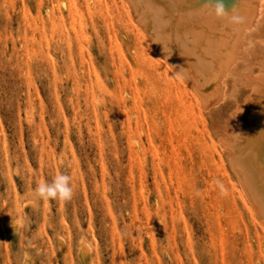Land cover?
Returning <instances> with one entry per match:
<instances>
[{
	"label": "rangeland",
	"instance_id": "1",
	"mask_svg": "<svg viewBox=\"0 0 264 264\" xmlns=\"http://www.w3.org/2000/svg\"><path fill=\"white\" fill-rule=\"evenodd\" d=\"M130 20L120 0H0V264H264L232 171L175 147ZM59 173L72 198L30 203Z\"/></svg>",
	"mask_w": 264,
	"mask_h": 264
},
{
	"label": "bare ground",
	"instance_id": "2",
	"mask_svg": "<svg viewBox=\"0 0 264 264\" xmlns=\"http://www.w3.org/2000/svg\"><path fill=\"white\" fill-rule=\"evenodd\" d=\"M120 2L147 46L133 49L134 63L171 113L175 147L204 172L227 165L264 233V0H220L238 23L205 0Z\"/></svg>",
	"mask_w": 264,
	"mask_h": 264
},
{
	"label": "clouds",
	"instance_id": "3",
	"mask_svg": "<svg viewBox=\"0 0 264 264\" xmlns=\"http://www.w3.org/2000/svg\"><path fill=\"white\" fill-rule=\"evenodd\" d=\"M209 9L217 17H231L233 22L238 23L239 17L226 14L224 11V6L220 0H205ZM251 47V44H249ZM217 188L221 195L225 193V188L222 182L215 181ZM73 196V188L70 183V177L68 175L59 173L55 175L50 182L38 183L32 192L33 199L30 201L33 205L38 201H49V200H59L68 201Z\"/></svg>",
	"mask_w": 264,
	"mask_h": 264
}]
</instances>
